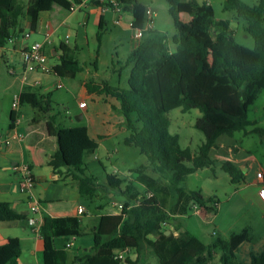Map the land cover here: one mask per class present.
Segmentation results:
<instances>
[{"label": "trees", "instance_id": "obj_1", "mask_svg": "<svg viewBox=\"0 0 264 264\" xmlns=\"http://www.w3.org/2000/svg\"><path fill=\"white\" fill-rule=\"evenodd\" d=\"M52 2L0 0V47L26 31L35 32L40 12L49 10ZM119 2L131 15L130 27L142 28L147 4L140 0ZM166 2L176 29L172 36L173 49L165 32L154 27L144 29L137 46L126 57V63L131 65L128 87L92 80L86 85L90 92L118 100L128 131L123 143L137 147L146 157L145 163L131 169L132 179L110 172L100 181L92 175L86 159L94 154L98 143L90 137L87 127L59 123L49 93L35 92L33 96L36 118L47 114L35 122L38 137L43 132L56 141L57 147L47 163L58 174L57 179L68 178L81 195L90 199L107 188L117 190L122 199L118 214L99 216L89 251L74 256L71 261L67 248H57L54 240L59 236L82 235L79 219L44 217L39 229L42 264H146L147 254L155 256L157 264H264V248L259 252L249 249L247 263L236 261L240 245L251 239L248 227L225 239L215 236L205 243L180 221L194 204L201 211H215V198L204 197L199 190H188L184 180L198 169L209 167L214 171L217 161L210 156V150L216 147L218 136H231L245 129L250 124L249 106L264 90V0L253 4L243 0L222 2L223 10H233L234 18L243 19V29L253 40L252 47L235 40L230 21L216 18L210 3ZM105 4L111 6L109 1ZM181 13L189 18H180ZM43 52L47 58L57 56L44 43ZM52 69L63 77H75L82 64L75 58L73 48L61 45L57 64ZM29 90V86H23L19 94L21 104L26 102ZM175 107L184 112L192 108L201 111L194 126L203 132L204 140L194 153L182 148L177 133L168 129L167 112ZM255 131L264 136V128ZM219 167L229 175L232 184L244 181L243 172L231 160L220 161ZM143 191L151 196L146 198ZM24 217L9 203L0 202V220ZM120 250H127L123 258L117 255ZM218 251L219 262L215 263L214 253ZM20 252L19 238L8 237L0 244V264H19Z\"/></svg>", "mask_w": 264, "mask_h": 264}, {"label": "crops", "instance_id": "obj_2", "mask_svg": "<svg viewBox=\"0 0 264 264\" xmlns=\"http://www.w3.org/2000/svg\"><path fill=\"white\" fill-rule=\"evenodd\" d=\"M106 1L109 0H53L49 10L40 12L35 32H31L28 38H22V35H20V37L8 42L4 47H0V202L9 203L16 212L25 215L24 218L0 220V244L4 243L8 237L19 238L21 244V252L18 257L19 264H42V238L40 234H36L32 231L30 226H28V217L32 216L43 219L44 217L75 216L79 219L83 229L82 235L90 234L91 240H84L80 250L69 253V259L71 261L74 256L82 255L84 252L89 251L93 240L92 230L97 225L99 216L104 213L118 214L122 208L121 200L114 197V194L118 193L115 189L107 188L100 191L98 197L90 199L81 195L76 186L70 183L68 178L63 181L57 179L58 174L55 173L53 168L47 163L50 154L57 147L56 141L54 137L45 135L43 132H41V137H38V129L36 128L35 122L44 119L47 114L40 118H36L33 104L35 92L49 93L52 99V90L58 91V89L64 86L73 94L75 100L78 96L77 107L79 111L74 112V118L68 117V119L65 118L63 120L57 114L56 120L66 126L85 125L90 137L97 141V149L92 157L87 159L86 165L88 171L98 180H104L108 173L106 167L99 158V154L103 155L109 161H111L110 158H112L115 153L120 159L123 157L120 151L124 152V148L118 147L119 141H113L114 135H117L125 127L123 116L119 111L118 100L103 93L90 92L86 88V85H89L91 80L96 83L106 81L111 85L119 84L111 83L110 79L107 77H101L96 65H94L93 71L87 67L86 74L81 77L76 84L75 81L78 73H80L86 65L84 66V63L77 57V52L79 50V44L76 42L77 37L74 38L71 45L69 41H65V36H69V31L72 30L68 23L69 18L78 10L84 8L86 12L79 24H88L91 15L94 17L95 23L97 24V32L95 34L97 40L95 61H97L101 49V36L98 38V33L102 31L103 22L108 18L110 21L122 25L123 29L130 27V13L123 10L121 5L118 10H114L111 6L105 4ZM201 1H206L212 5V0ZM243 1L248 4H253L257 0ZM219 2L222 9L223 0ZM72 3L79 4L73 11L69 9ZM215 17L221 18L216 15ZM27 26L28 23L25 22V29H27ZM62 29L68 30L64 36L61 34ZM230 29L234 37L236 29L231 27V25ZM243 32L245 33L244 29ZM245 36H248V34L245 33ZM131 39L129 51L135 48L139 41L133 38L132 35ZM34 40L43 42L45 47L51 51L52 55H57L56 59L60 53L61 45H67L73 48L74 56L82 64V69L75 77H69V82L65 80L66 84L63 83V85L61 83L63 76L56 73L53 69L49 72L23 69L22 49L25 45ZM78 40L84 42L87 41V37L85 35L84 38L80 37ZM47 63L53 67V65L55 66L57 64V61L50 62L48 57ZM58 83L61 84L60 87H57ZM23 86L30 87L26 102L23 104L19 102V104L14 107L12 106L13 96L16 93H20ZM74 91L76 93H74ZM82 101L85 102L84 105H80ZM83 120L85 121L84 123L82 122ZM10 122L12 126L9 125ZM251 123L256 124V126L249 130L243 129L241 134L242 137L247 139V143L250 147L241 146L236 142L232 144L231 140L220 141V135L217 138V141H219L217 142L218 147H214L210 150V153L213 152V154L210 155L217 161V165L214 167V171L209 167L205 168L210 169L213 175L217 176L219 172L223 171L219 167V162L222 160H231L244 174V181L238 184L239 188L254 187V192L264 206V164L258 152L255 151L259 147L264 149V136L259 135L255 131L256 128H264V125H257L261 123H258L255 119L250 120V124ZM251 131L256 135H251ZM234 134L235 132L229 136V138L233 137ZM19 163L28 165L34 180L32 187L27 192L21 191L19 188V174L14 169L15 165ZM134 167H128V170L131 171ZM198 170L193 173H197ZM257 172H261L263 177H257ZM112 173L117 174V171L114 170ZM127 177L132 179L134 173L131 171ZM228 179L230 182L229 175ZM137 188L141 190V186L137 185ZM194 190H199L204 197H214L210 195L206 196L201 187ZM27 197H31V200L37 201L38 208L36 212L30 211V204L27 201ZM213 202H216L215 206L217 208V197ZM100 204H103L104 207L99 208L98 206ZM79 208H81L80 212ZM200 212L201 209L194 204L189 213L199 215L201 214ZM217 214L218 213L215 214L214 219H216ZM260 217L264 219L263 212ZM253 224L254 223L245 225L241 227V229L244 227L253 229ZM169 228L171 229L170 225ZM234 230L236 229H232L231 227L227 228L225 231L227 234L226 238L231 233L238 232ZM213 233L215 232L213 231ZM193 234L196 235L195 233ZM77 237L78 236H59L55 238L54 243L57 248H64L66 242H71L72 247ZM204 242L208 243L206 241ZM68 249L69 248L66 250L68 251ZM128 253H130V251H128ZM216 254L218 253H214V256ZM150 257L152 261L149 263L148 260L146 264L154 263L152 255H150Z\"/></svg>", "mask_w": 264, "mask_h": 264}, {"label": "rangeland", "instance_id": "obj_3", "mask_svg": "<svg viewBox=\"0 0 264 264\" xmlns=\"http://www.w3.org/2000/svg\"><path fill=\"white\" fill-rule=\"evenodd\" d=\"M24 2L27 0H23ZM151 7L155 14L153 17L154 28L163 31L167 34L168 43L173 49L174 44L172 43V36L176 33L172 18L167 11L166 0H140ZM201 1V0H198ZM220 0H212V5L214 7L215 15L217 17L225 18L230 21L231 27L236 29L234 35L235 40L247 47H252L253 40L251 36H245L243 32L242 25L243 19H236L233 17V10H223L220 6ZM86 10L83 8L78 10L74 15H72L68 23L72 28L69 31V43H73L74 38L79 44V50L77 52L78 59L84 63V69L78 73L75 83L79 82V79L86 74V70L89 68L93 71L94 65L98 67V72L101 77H107L110 79L111 83H118L121 87H128L127 79L130 72L131 65L126 63V57L129 52L131 45V35L132 30L130 27L125 29L119 23H114L108 18L103 22V27L101 31V49L97 61H95V47L97 32V24L95 23L94 17L91 15L88 20V24H79L81 18L85 15ZM107 14V13H106ZM180 18L186 20L188 15L181 13ZM68 30H61V34L64 36ZM86 35L87 41L80 42L78 38H84ZM36 36V35H35ZM33 36V37H35ZM64 40V38H63ZM50 62H56L57 59L54 57H49ZM95 61V62H94ZM165 65L163 69L166 67ZM88 67V68H87ZM65 80L69 82V77H63V83L66 84ZM53 91V107L54 113H57L63 120L68 117L74 118V112H78L77 107L78 96L76 100L73 94L67 90L66 86ZM74 93H76L74 91ZM201 115V111L197 108H192L188 111H181L180 107L172 108L167 112L169 117L168 129L172 133H177L178 142L182 148H187L191 152H195L198 146L204 140V134L201 130L194 126L196 118ZM248 117L250 120H256L264 125V90H262L254 102L249 106ZM85 122L84 120L82 121ZM256 126V124L251 123L245 127L249 130ZM251 135H256L254 132H250ZM128 134L127 129L124 127L117 135H114L113 141L118 142L119 148H124V152H121L123 157L120 159L115 153L111 161L107 160L103 155L99 154V158L103 165L106 167L108 173L112 171H117L120 176H128L131 171L128 167H134L140 163L146 162V157L139 152L138 148L131 145L127 146L123 143L124 137ZM242 130L236 131L233 137L227 134L221 135L219 137L220 141L231 140V143H238L241 146L250 147L247 143V139L241 136ZM219 141H216V144ZM218 147V144L215 148ZM225 150V149H224ZM260 159L264 164V149L259 147L257 150ZM211 155L213 154L210 153ZM210 155V156H211ZM90 155L88 158H91ZM87 158V159H88ZM86 159V161H87ZM253 174V172H252ZM247 181V179H246ZM184 185L188 190H194L197 188H202L203 193L206 196H214L218 199V207L215 208L214 212L207 213L201 211V214L189 213L180 217V221L184 228L195 233L201 239L206 242L212 241V239L218 235L221 238H226V229L232 228L236 229L234 231H240L241 227L245 225H250L254 223V228H249V233L251 236L250 241L244 242L240 245L238 251L236 252V261L247 263L249 261L248 250H254L259 252L264 248V219H261V213H264V206L259 201L257 194L254 192V187H243L239 188V185L232 184L229 182L228 175L226 172L221 171L214 176L212 171L208 168L199 169L197 173L189 174L185 180ZM114 197L118 200H122L118 193L114 194ZM216 207V206H215ZM217 214L216 219H214L215 214ZM213 231L215 233H213ZM74 246L68 249L69 253L75 250H80L84 240H91V235H80L76 238ZM247 251V252H246ZM214 256V262L218 263V256L220 251ZM132 258L135 254L130 251L129 253ZM154 263L157 264L156 257L153 256ZM146 260L149 263L152 258L149 254L146 255ZM148 263V264H149Z\"/></svg>", "mask_w": 264, "mask_h": 264}, {"label": "built area", "instance_id": "obj_4", "mask_svg": "<svg viewBox=\"0 0 264 264\" xmlns=\"http://www.w3.org/2000/svg\"><path fill=\"white\" fill-rule=\"evenodd\" d=\"M109 3L111 4L112 9L118 10L120 7V2L119 0H109ZM79 5V4H78ZM77 4L72 3L69 7L71 11H73L77 6ZM154 10L147 6L145 8V20L142 28H131L132 29V36L133 38L139 40L141 35H142V30L147 29V28H152L153 26V17H154ZM31 32L26 31L22 34V38H28ZM68 35L65 36V41H68ZM11 41V39H9ZM22 62H23V69L25 70H39V71H44V72H49L52 70V66H50L47 63V56L43 52V42L34 40L28 43L27 45L24 46L22 49ZM61 84L58 83L57 87H60ZM19 94L16 93L13 96V101H12V106H17L19 104ZM85 102H81L80 105H84ZM14 169L16 172L19 174V188L21 191L27 192L30 190L32 187L34 180L31 175L30 169L28 165L25 163H19L15 165ZM257 177L262 178V173L257 172ZM144 192V191H143ZM144 196L146 198L151 196V193L149 192H144ZM27 201L29 202V209L31 212H36L38 208V203L35 200H31V197H27ZM216 205V202L213 203ZM121 207V206H120ZM81 211V208H79V212ZM43 219H39L36 217H28L27 218V224L30 226L33 232L36 234H39V229L41 226ZM72 245L71 242H66L64 244L65 248H70ZM127 250H120L117 252V255L119 258H123L124 255L126 254Z\"/></svg>", "mask_w": 264, "mask_h": 264}, {"label": "water", "instance_id": "obj_5", "mask_svg": "<svg viewBox=\"0 0 264 264\" xmlns=\"http://www.w3.org/2000/svg\"><path fill=\"white\" fill-rule=\"evenodd\" d=\"M166 233H169V231L167 230Z\"/></svg>", "mask_w": 264, "mask_h": 264}]
</instances>
